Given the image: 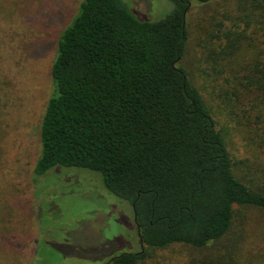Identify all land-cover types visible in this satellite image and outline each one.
Wrapping results in <instances>:
<instances>
[{
  "label": "trees",
  "instance_id": "1",
  "mask_svg": "<svg viewBox=\"0 0 264 264\" xmlns=\"http://www.w3.org/2000/svg\"><path fill=\"white\" fill-rule=\"evenodd\" d=\"M169 1L154 22L123 0L82 1L58 42L35 181L89 170L131 207L144 246L111 264H146L176 245L197 252L187 264H264L242 232V210L264 211V161L233 158L229 129L183 66L192 13L217 0ZM211 18L201 57L245 90L263 134L243 139L261 146L264 0H223Z\"/></svg>",
  "mask_w": 264,
  "mask_h": 264
},
{
  "label": "rangeland",
  "instance_id": "2",
  "mask_svg": "<svg viewBox=\"0 0 264 264\" xmlns=\"http://www.w3.org/2000/svg\"><path fill=\"white\" fill-rule=\"evenodd\" d=\"M82 1L0 0V264H109L115 256L142 249L131 207L107 191L99 174L55 168L37 182L34 177L40 128L54 90L51 69L58 42ZM123 1L151 22L172 9L169 0ZM222 5L217 0L206 12L192 13L183 66L219 126L229 129L233 158H257L262 164V139L256 145L243 139L250 129L263 134L256 111L245 112L250 109L245 90L201 57L203 32ZM242 213L245 242L264 253V211ZM194 255L176 245L146 264H187Z\"/></svg>",
  "mask_w": 264,
  "mask_h": 264
},
{
  "label": "water",
  "instance_id": "3",
  "mask_svg": "<svg viewBox=\"0 0 264 264\" xmlns=\"http://www.w3.org/2000/svg\"><path fill=\"white\" fill-rule=\"evenodd\" d=\"M140 239H141V241H142V238H141V237H140ZM141 246H142V248H143V246H144L143 242L141 243Z\"/></svg>",
  "mask_w": 264,
  "mask_h": 264
},
{
  "label": "flooded vegetation",
  "instance_id": "4",
  "mask_svg": "<svg viewBox=\"0 0 264 264\" xmlns=\"http://www.w3.org/2000/svg\"><path fill=\"white\" fill-rule=\"evenodd\" d=\"M112 259L109 261V264H111Z\"/></svg>",
  "mask_w": 264,
  "mask_h": 264
}]
</instances>
